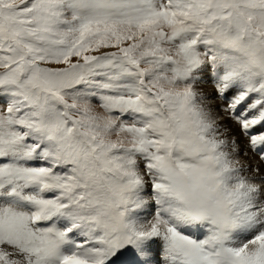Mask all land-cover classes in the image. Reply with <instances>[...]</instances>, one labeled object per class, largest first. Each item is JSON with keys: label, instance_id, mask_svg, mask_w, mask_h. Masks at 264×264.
<instances>
[{"label": "snow or ice", "instance_id": "obj_1", "mask_svg": "<svg viewBox=\"0 0 264 264\" xmlns=\"http://www.w3.org/2000/svg\"><path fill=\"white\" fill-rule=\"evenodd\" d=\"M0 264H264V0H0Z\"/></svg>", "mask_w": 264, "mask_h": 264}]
</instances>
